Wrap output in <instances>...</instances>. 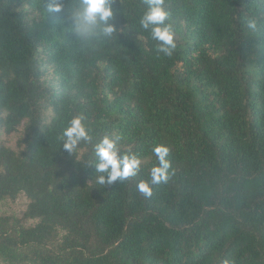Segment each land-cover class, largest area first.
Wrapping results in <instances>:
<instances>
[{"label":"trees","instance_id":"1","mask_svg":"<svg viewBox=\"0 0 264 264\" xmlns=\"http://www.w3.org/2000/svg\"><path fill=\"white\" fill-rule=\"evenodd\" d=\"M50 2L0 0V201L25 199L0 211V261L264 264V0H163L171 55L141 26L147 0H109L114 31L93 38L80 0ZM76 116L91 139L69 151ZM105 136L134 176L98 182Z\"/></svg>","mask_w":264,"mask_h":264},{"label":"clouds","instance_id":"2","mask_svg":"<svg viewBox=\"0 0 264 264\" xmlns=\"http://www.w3.org/2000/svg\"><path fill=\"white\" fill-rule=\"evenodd\" d=\"M148 9L144 13L140 23L142 28L150 30L151 36L158 41V49L166 55H171L175 48L174 33L171 25L165 23L168 13L162 7L163 0H147ZM62 9L58 0H51L49 11L59 12ZM73 28L76 33L83 37L110 36L114 26L108 21L113 17V10L109 0H80L77 8L71 13ZM250 28L255 27V21H249ZM83 116L73 117L68 127L64 130L66 137L65 148L73 150L79 141L90 140L88 130L84 126ZM159 164L151 170V184L159 183L167 179L169 161L167 159L168 148L157 144L153 148ZM119 149L115 140L105 136L95 146L96 164L95 168L100 175L98 182L103 184L113 181L124 180L134 176L140 166V160L135 155H118ZM139 189L147 196L151 194L149 182L142 181ZM223 264H232V261L225 259Z\"/></svg>","mask_w":264,"mask_h":264},{"label":"rangeland","instance_id":"3","mask_svg":"<svg viewBox=\"0 0 264 264\" xmlns=\"http://www.w3.org/2000/svg\"><path fill=\"white\" fill-rule=\"evenodd\" d=\"M18 135L14 134L8 139V144L14 145L15 140L17 139ZM25 207V199L20 196L16 200L11 199H3L0 201V211H10V212H19L21 209ZM0 264H4L0 261Z\"/></svg>","mask_w":264,"mask_h":264}]
</instances>
